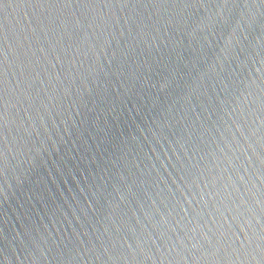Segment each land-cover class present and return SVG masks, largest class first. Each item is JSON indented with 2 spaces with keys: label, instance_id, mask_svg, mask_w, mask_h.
<instances>
[{
  "label": "water",
  "instance_id": "water-1",
  "mask_svg": "<svg viewBox=\"0 0 264 264\" xmlns=\"http://www.w3.org/2000/svg\"><path fill=\"white\" fill-rule=\"evenodd\" d=\"M84 3L0 16V264H258L264 2Z\"/></svg>",
  "mask_w": 264,
  "mask_h": 264
},
{
  "label": "snow or ice",
  "instance_id": "snow-or-ice-1",
  "mask_svg": "<svg viewBox=\"0 0 264 264\" xmlns=\"http://www.w3.org/2000/svg\"><path fill=\"white\" fill-rule=\"evenodd\" d=\"M10 2H12V0H0V16H2L4 10ZM22 2L26 4H32L33 6L47 5L48 8H60L61 5H63L65 8H69L70 6H73V4H76L77 6H80L81 4H83V6L88 5L87 3H84V0H22ZM262 2H264V0H262ZM32 23L33 21L30 19L29 24L32 25ZM6 35V25L2 20H0V101H3L4 80L6 76V71L3 67L4 56L6 54L4 47ZM197 236L199 237L198 240ZM181 240L184 246L185 242L187 241L189 244H195L197 250H202L207 253H212L215 250V254L220 257H223V254L226 251V248L221 247V244H226L227 241L224 238L217 239V235L211 230L206 231L203 235L197 233V235L192 238V241L184 238ZM193 241H195V243H193ZM177 244L180 248L182 247L181 243ZM228 247H231V245H228ZM237 247L239 250L247 252L249 255H254V258L258 261V264H264V244L260 246L258 251L252 250L249 247L248 237L243 235V238H240L239 242L237 243Z\"/></svg>",
  "mask_w": 264,
  "mask_h": 264
}]
</instances>
